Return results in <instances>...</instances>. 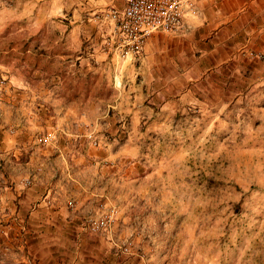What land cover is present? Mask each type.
<instances>
[{"label": "crops", "instance_id": "crops-1", "mask_svg": "<svg viewBox=\"0 0 264 264\" xmlns=\"http://www.w3.org/2000/svg\"><path fill=\"white\" fill-rule=\"evenodd\" d=\"M25 1V10L36 18L30 21L31 32L25 29L24 39L0 44L2 244L25 249L40 264H129L115 255L114 260L106 261L105 255V262L97 261L96 254L111 251L103 250L104 232L91 234L84 225L87 213L103 197L98 185L120 169L113 143L97 150L83 148L88 126L84 110L101 105L96 95L100 88H118L124 78L120 93L126 100L107 101V112L89 124L92 130L108 131L105 139L114 141L119 128L113 126L125 119L119 112L114 115V109L122 103L156 111L181 88H230L231 80L233 85L249 79L264 82V65L247 53L264 50V0H194L196 14L185 17L181 32L150 36L142 52L124 62L107 39L112 26L93 19L99 9H121L124 0ZM40 12L48 19L39 22ZM56 13L63 20L50 19ZM4 25L0 22V30ZM17 44L31 47L8 60L11 49L17 51L10 47ZM42 45L48 47L50 64L40 68L36 59ZM61 64L64 70L58 68ZM98 69L99 81L93 83ZM77 92L84 94L72 96ZM87 92L95 94V105L85 98ZM54 125L60 127L55 141L38 144L36 137ZM113 252L121 254L117 248Z\"/></svg>", "mask_w": 264, "mask_h": 264}, {"label": "rangeland", "instance_id": "rangeland-1", "mask_svg": "<svg viewBox=\"0 0 264 264\" xmlns=\"http://www.w3.org/2000/svg\"><path fill=\"white\" fill-rule=\"evenodd\" d=\"M25 4V0H0V22L6 24L0 30V44L9 38L24 39L25 29L31 32L30 21L36 18L25 10ZM38 16L39 22L48 19L46 13ZM50 19L63 17L56 13ZM12 47L17 51L9 52L11 61L9 55H20L31 45ZM46 47L38 49L40 68L50 64ZM261 51L247 53L264 65L252 55ZM62 65L58 68L64 70ZM100 70L91 76L93 83L99 81L95 75ZM104 81L108 84L107 78ZM234 82L230 88H189L185 92L181 88L156 111L129 109L122 103L114 109V115L119 112L125 118L120 126H113L119 128L114 141L105 139L108 131L92 130L89 124L107 112V101L126 100L120 93L125 90L124 78L118 88L99 89L96 95L101 105L93 103L94 93L85 94L95 107L89 103L84 110L88 126L81 140L83 148L97 150L110 142L120 156L115 162L118 173L98 185L103 197H98L84 223L91 234L104 232L103 250L111 251L96 254L97 261L105 262V255L106 261L114 260L115 255L129 264H264V82L249 79L235 86ZM51 129L56 135L60 132L57 125ZM111 209L114 218L106 229H87L89 219ZM1 239L0 264H40L25 249L4 246ZM114 248L121 254L113 252Z\"/></svg>", "mask_w": 264, "mask_h": 264}, {"label": "built area", "instance_id": "built-area-1", "mask_svg": "<svg viewBox=\"0 0 264 264\" xmlns=\"http://www.w3.org/2000/svg\"><path fill=\"white\" fill-rule=\"evenodd\" d=\"M195 14L194 0H124L121 9H99L93 14V19L108 22L112 26L107 39L112 43L113 52L123 59L133 60L142 52L150 36L157 33H179L184 27L185 17ZM252 55L264 61V51ZM55 136V130L49 129L37 136L36 142L40 145L50 144ZM86 136L92 140L94 138L92 133ZM92 144L96 145L97 141L94 140ZM113 216L114 210L111 209L96 219H89L86 227L94 232L106 229ZM122 249L128 251L127 247Z\"/></svg>", "mask_w": 264, "mask_h": 264}]
</instances>
